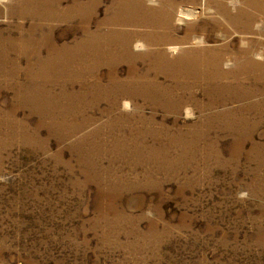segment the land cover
Segmentation results:
<instances>
[{
    "label": "rangeland",
    "instance_id": "obj_1",
    "mask_svg": "<svg viewBox=\"0 0 264 264\" xmlns=\"http://www.w3.org/2000/svg\"><path fill=\"white\" fill-rule=\"evenodd\" d=\"M33 1L14 4L13 12L0 5V30L37 18L44 8ZM109 1L101 0L91 30ZM178 6L200 12L205 7L203 0H178ZM259 8L253 9L251 34L227 25V35L209 29L202 44L194 37L185 42L186 22L174 20L175 35L153 46H178L167 58L189 62L191 50L251 41L250 58L258 65L252 73H238L233 61L223 63L231 73L225 83L236 76L243 82L231 89L198 84L179 68L167 73L145 53L90 70L72 71L74 63H67L33 79L25 70L15 81L0 76V264H264ZM78 18L49 21L46 36L71 46L83 37ZM132 28L108 24L101 30ZM42 53L44 60L56 55ZM8 55L27 61L24 53ZM112 79L119 85L113 89ZM17 81L33 85L30 103L18 100L26 94ZM98 96L96 106L92 100ZM114 99L118 104L106 110ZM78 102L88 103L80 116ZM245 114L261 120L244 132L218 127Z\"/></svg>",
    "mask_w": 264,
    "mask_h": 264
},
{
    "label": "bare ground",
    "instance_id": "obj_2",
    "mask_svg": "<svg viewBox=\"0 0 264 264\" xmlns=\"http://www.w3.org/2000/svg\"><path fill=\"white\" fill-rule=\"evenodd\" d=\"M8 1L0 0V5L10 12L15 10L14 4L19 6L22 3V0H14L13 3L5 4ZM23 1L29 3V0ZM64 1L67 0H34L33 3H37L44 8V11L39 15L37 14L38 16L36 15L37 18L31 17L32 21L28 24L23 21L17 24H7L0 30V69L4 71L0 76L8 77L9 82L15 81L17 75L20 74L19 72L25 70L31 76L30 79H33L36 72H43L47 69H60L61 65L67 63H74L71 64L73 69L70 70L72 71L75 68L90 70L98 64L133 59V57L142 56L139 53H145L149 58L154 56L150 60L160 63L165 70H168L167 73L171 72L172 68H179L180 71L187 74V77H197L198 79L195 82L198 84L205 83L215 86L225 84L228 89H231L232 87L242 86L243 82L241 81L240 84L237 76L234 81L224 82L223 79L231 74L223 69L224 62L233 61L236 66L235 71L238 73L244 71L248 74L252 73L254 67L258 66L257 62L250 58L254 50L251 41H247L246 46H237L235 43L225 42L212 48L200 47L191 50L186 54L188 58H191L189 62L187 60L172 61L167 58L166 53L168 51L172 54L177 52L180 49L178 46L169 45L167 46L168 51L153 46L159 44L161 40L170 39L175 35L174 20L186 22L181 37L185 42L194 37L193 42L202 44L209 29L218 31L221 35L229 33L228 27L233 32L236 30L238 33L251 34L253 33L252 23L256 15L253 9L255 7L260 9L259 7H261V11H264V3H260L259 0H203L205 7L202 12L195 8H186V6L176 8L178 0H149L148 2L146 0H110L105 7L106 13L97 21L95 30L89 28V21L96 15L101 0H70V2L63 4ZM201 15H204V17ZM76 17L82 19L83 37L76 40L71 46L62 47V45H57L55 41H51L46 36L49 21L75 19ZM108 24L128 25L133 26V28L116 32L111 29L102 31L101 28ZM43 49H46L51 55L52 53H56V55L49 60L41 59ZM134 50H137V52ZM62 51L65 53H62ZM8 53H16L17 56L24 53L27 61L23 64L19 58L9 57ZM205 54L208 55L205 57ZM35 55L39 57L35 58L37 57ZM71 82H74V80ZM115 83L114 80L109 87L113 89L119 86H115ZM16 84L19 90L26 94L25 100H22L20 93L18 100L23 101L22 103H30L32 99L29 97L32 94L31 88L33 85H30L29 82L20 83L19 81ZM119 84L126 85L124 81ZM187 86L190 87L191 85ZM224 89L226 88L220 90ZM110 91L111 89L106 90V92L111 93L112 91ZM206 91L209 92L211 89L206 87ZM99 98L98 96L95 100H92L96 106L99 104ZM109 98L112 99V97ZM87 104H79V102L75 104L77 105L75 107L76 116L81 115L83 105L86 107ZM117 104V99L110 101V108L106 110L112 109V106L115 108ZM123 106L126 108L129 103L124 102ZM99 109L103 111L100 107ZM245 109L248 111L249 106ZM260 120L261 118L251 120L245 114L235 120L224 122L223 125H221L222 122H219L218 125L221 126H215L244 132L258 124ZM71 134L68 133V137Z\"/></svg>",
    "mask_w": 264,
    "mask_h": 264
}]
</instances>
